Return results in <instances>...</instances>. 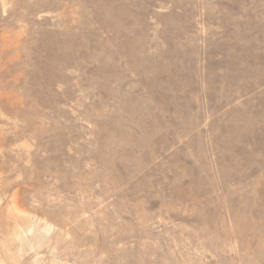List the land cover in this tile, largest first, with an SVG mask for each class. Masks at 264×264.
Masks as SVG:
<instances>
[{
  "label": "rangeland",
  "instance_id": "obj_1",
  "mask_svg": "<svg viewBox=\"0 0 264 264\" xmlns=\"http://www.w3.org/2000/svg\"><path fill=\"white\" fill-rule=\"evenodd\" d=\"M0 264H264V0H0Z\"/></svg>",
  "mask_w": 264,
  "mask_h": 264
}]
</instances>
